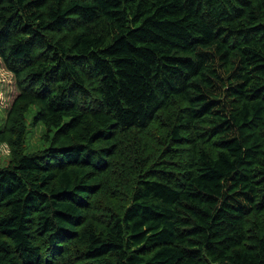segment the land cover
<instances>
[{
    "label": "trees",
    "instance_id": "obj_1",
    "mask_svg": "<svg viewBox=\"0 0 264 264\" xmlns=\"http://www.w3.org/2000/svg\"><path fill=\"white\" fill-rule=\"evenodd\" d=\"M0 61V264H264V0H0Z\"/></svg>",
    "mask_w": 264,
    "mask_h": 264
},
{
    "label": "rangeland",
    "instance_id": "obj_2",
    "mask_svg": "<svg viewBox=\"0 0 264 264\" xmlns=\"http://www.w3.org/2000/svg\"><path fill=\"white\" fill-rule=\"evenodd\" d=\"M17 94L14 76L5 69L0 61V129L5 123L8 107L12 105ZM36 113L37 109L33 107L27 115L26 153L43 150L48 145V142L43 138L47 135L46 128L41 124L34 125ZM10 157L11 147L3 143L0 147V166H6Z\"/></svg>",
    "mask_w": 264,
    "mask_h": 264
}]
</instances>
